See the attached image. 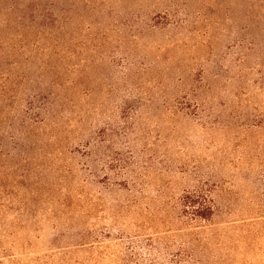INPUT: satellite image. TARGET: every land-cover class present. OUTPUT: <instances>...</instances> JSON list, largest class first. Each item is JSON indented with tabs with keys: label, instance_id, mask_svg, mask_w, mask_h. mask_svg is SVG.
<instances>
[{
	"label": "rangeland",
	"instance_id": "rangeland-1",
	"mask_svg": "<svg viewBox=\"0 0 264 264\" xmlns=\"http://www.w3.org/2000/svg\"><path fill=\"white\" fill-rule=\"evenodd\" d=\"M10 1L0 264H264V0ZM28 101L44 123L19 126Z\"/></svg>",
	"mask_w": 264,
	"mask_h": 264
},
{
	"label": "trees",
	"instance_id": "trees-1",
	"mask_svg": "<svg viewBox=\"0 0 264 264\" xmlns=\"http://www.w3.org/2000/svg\"><path fill=\"white\" fill-rule=\"evenodd\" d=\"M1 1H5V0H1ZM11 3L4 8V10H1V8H3V6L0 8V11L4 12V17L2 18L1 22L6 23L7 26L11 27L12 25L14 26V24H18V23H22V20L24 19V17L22 15H19L17 18H15V20H11L8 16V14L10 12H16L18 10H20L21 8L19 7L18 4H16V1H10ZM18 37L24 39V34L20 33L17 34ZM15 36V37H17ZM3 37L1 38L0 36V45L2 43L8 44V42L10 40H13L12 37L8 36L7 37V42L3 41ZM23 41V40H22ZM59 43V42H57ZM61 43V42H60ZM14 46V45H13ZM17 47V46H14ZM20 48V47H19ZM18 48V49H19ZM16 49V50H18ZM3 76V75H2ZM6 79V77H5ZM8 80V79H7ZM5 80L2 82V84H0V93H2V90H4L5 87ZM197 91L196 87H192L190 88V93L193 95H187L185 94L187 97H193L195 94V92ZM37 101H40L42 98L37 97L36 98ZM28 105L25 108L26 111V116H24L22 119H20V125H23L25 123L30 122V124H37V123H44L43 121H46V118H44L42 116V111H43V105L45 104V102H40L39 105L37 104L38 102H34V101H28L27 102ZM3 99L0 98V108L3 107ZM203 106V103H199L197 102V104L195 105V107L200 108ZM32 112L34 113L32 115ZM25 114V112H24ZM2 116V112L0 110V117ZM54 125H58L57 123H54ZM11 126L14 127V123L11 124ZM24 130H20L18 129L17 132H15L14 134L11 135V139L13 140L12 142L17 141L19 138L18 136L23 134ZM44 150V149H42ZM44 153L47 154V151L44 150ZM69 153L72 154L73 151L69 150ZM25 161H27V163L30 162L31 163H35V172H41L42 170H45L46 168V164L44 162H42L41 160H38V158H35L33 156H26L24 158ZM20 169V174L19 177L22 179H27L30 176V168H25L22 165L21 166H17ZM42 169V170H41ZM72 168H68L67 172L68 173H72ZM38 175V174H36ZM24 182V181H22ZM46 184L43 182L40 183H31V186L33 189H35V191H37L39 188H43ZM179 206L181 207V216L185 217L188 221L190 222H195V223H202V222H209L212 220V217L215 213L216 210V206H215V200L213 198V196L211 195V190L208 188H204L201 187L198 190H194V191H187L185 192L179 199Z\"/></svg>",
	"mask_w": 264,
	"mask_h": 264
}]
</instances>
